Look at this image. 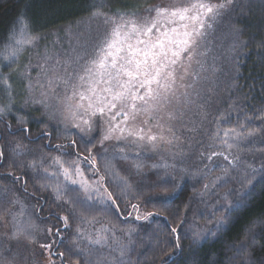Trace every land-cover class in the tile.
Returning <instances> with one entry per match:
<instances>
[{
    "label": "trees",
    "instance_id": "16d2710c",
    "mask_svg": "<svg viewBox=\"0 0 264 264\" xmlns=\"http://www.w3.org/2000/svg\"><path fill=\"white\" fill-rule=\"evenodd\" d=\"M169 1L0 0V51L13 31L19 33L22 21L47 52L56 45L72 46L75 31L92 34L86 23L96 18L92 13L97 8L108 15L118 10L140 13L144 5ZM207 23L211 27L189 74L177 81L171 103L137 115L151 125L155 119L161 123L164 136L155 141L138 143L129 137L100 143L106 117H93L92 130L81 133L70 114L30 93L26 80L20 79L28 55L23 56L24 65L0 60V105L11 103L0 115V220L10 227L13 214L26 206L28 217L47 232L54 264H161V257L171 252L178 253L172 264H264V172L254 174L249 167L264 166V0H231ZM64 32L65 41L59 37ZM53 33L58 35L49 38ZM233 129L241 135L229 131L225 136ZM57 157L61 164L53 163ZM78 160L95 172L86 171L84 177L100 179L104 192L111 194L109 204L85 197L72 184ZM62 168L69 169L71 180H64ZM249 180L253 184L245 206L228 214L226 206L248 191ZM165 191L170 195H162ZM147 212L160 214L137 219ZM59 217H68V227ZM221 217H227V224L217 228ZM98 236L107 240L89 242L88 237ZM21 240L27 247L40 245ZM7 248L12 253L10 243L4 250L0 246V264H16L13 255L4 253Z\"/></svg>",
    "mask_w": 264,
    "mask_h": 264
},
{
    "label": "snow or ice",
    "instance_id": "6c2138e0",
    "mask_svg": "<svg viewBox=\"0 0 264 264\" xmlns=\"http://www.w3.org/2000/svg\"><path fill=\"white\" fill-rule=\"evenodd\" d=\"M228 3H231V0L220 4H210L205 0H189L181 7L153 6L148 9L151 15L145 17H138L135 12L119 10L116 15H108L97 8L92 16L102 18L107 30L96 44L93 54L80 66L79 71L74 73L68 71L71 61H64L63 74L54 73L48 79V86L55 91L57 84L62 83L66 89L72 90L71 96L64 97L67 102L65 107L75 122V127L81 133L86 134L92 130L93 117L99 115L103 118L107 114L108 126L104 130L100 143L112 138L120 140L124 138L126 131L129 135H135L141 140L155 141L157 137L145 136L143 128L133 132L126 126L130 121L135 120L138 114L158 112L171 103V99L176 96L177 81H183L189 74L188 70L205 37L206 28L211 27L207 20H215L220 15V10L226 8ZM22 25L18 34L15 31L12 32L9 37L10 43L4 46L3 51H0V60L13 62L19 57L25 45H32L38 39L37 36L28 32L26 23L22 21ZM154 32L155 36H153ZM47 59L51 57H46V61ZM56 63L59 64L61 61L57 60ZM196 63L200 62L197 60ZM3 83L11 87L7 77H3ZM101 85L104 87H100ZM28 88L31 90V82ZM184 95L187 96V93L185 92ZM10 108L11 103L7 106L0 105V115ZM169 116L174 118L171 113ZM229 131L237 137L241 135L233 129L225 131V136L229 134ZM253 134V132L247 133L249 136ZM75 143L72 141V144L75 145ZM223 143L228 148L233 147L227 140ZM16 147L18 152L23 150V146L19 143ZM57 147L62 146L57 145ZM215 155H223V153L213 152L212 156ZM3 157L4 153L0 152V159ZM85 159L87 160L88 157ZM53 163L61 164L62 162L57 157L54 158ZM230 163L233 162L230 161ZM31 166L35 167V162ZM249 167L254 174L264 172V166L260 169L251 165ZM44 172L47 173L48 170L44 169ZM75 173L82 175L78 167L75 168ZM63 174L66 178H71L68 168L63 169ZM16 179L20 178L16 177ZM72 183L75 184L77 181L73 180ZM80 183L86 186L83 180ZM252 184L253 182L249 180L248 191L241 193L237 200L228 203L226 206L228 214L245 206V199L251 195ZM55 190L57 199H61L60 186L57 185ZM162 195H170V193L165 191ZM107 198L112 200L111 194ZM13 203H19V201H13ZM132 207L135 209L137 206ZM159 214V212H147L143 216H137V219L148 220L153 215ZM17 215L12 216L13 230L10 239L19 241L24 238L29 242L34 241L35 237L30 231L33 225L19 221ZM59 219L64 221L65 227H68V217H59ZM226 224L227 217H221L216 227L222 228ZM171 231L176 233L177 229L172 228ZM48 232L53 234L52 229H48ZM55 234H59V229H56ZM88 239L91 244H101L107 240V237L98 236L96 239L88 237ZM42 247L50 248L51 245H42ZM175 247L177 250L181 248L178 237ZM120 254L123 256L124 251L121 250ZM177 254V252L165 253L161 257V264H172V257Z\"/></svg>",
    "mask_w": 264,
    "mask_h": 264
},
{
    "label": "rangeland",
    "instance_id": "374dc122",
    "mask_svg": "<svg viewBox=\"0 0 264 264\" xmlns=\"http://www.w3.org/2000/svg\"><path fill=\"white\" fill-rule=\"evenodd\" d=\"M188 0H171L166 5L160 6V7H181L187 4ZM207 2V0H206ZM219 0H211L210 4H218ZM159 4H150L144 8H139L140 13L137 11H134L138 17H145L151 15L148 12V9L153 6H158ZM144 9V11H142ZM146 10V11H145ZM88 28H93L89 29ZM86 29L88 31L93 30L91 32L95 34H89L88 36L84 35L86 31H84V34L79 33V31H75V35H72L73 38V45L68 46L66 45H56L52 46L51 51H43L36 41L33 42L32 45H25L23 51L20 52L19 57L13 61L15 64H25V61L23 56L27 55L30 58V61L24 66V70L26 72H23L20 74V79H25L27 86L29 82L32 84L31 90L29 92L33 94H36L38 96L46 97L49 100L50 104H57L58 111L62 112L63 114H67L68 111L66 110V101L64 100V97L71 96L72 90L70 88H65V86L60 83L57 84L55 87V91H52L48 86V79L53 76L54 73L56 74H63L64 70V61L68 60L71 61V63L68 65V71L69 72H76L79 71V68L81 65H83L86 60L93 54L96 42L98 39L101 38V36L104 34V32L107 30L106 26L103 23L102 18H93L89 20L86 23ZM83 32V31H82ZM90 33V32H88ZM156 34L155 32L153 35ZM58 34L53 33L50 37L56 36ZM63 35V36H62ZM59 37H62V40H66V32L62 34ZM71 36V33L67 34V38ZM97 38V39H96ZM65 39V40H64ZM57 40V39H56ZM71 40V39H69ZM68 42V41H67ZM90 46V47H89ZM53 48H57L53 51ZM46 57H51V59H47ZM79 57V59H77ZM59 60L61 63L57 64L56 61ZM18 67V66H17ZM22 68V66H21ZM14 71H16V65L13 68ZM21 71V70H20ZM17 71V72H20ZM74 79V78H73ZM100 87H104V85H101ZM50 111V110H49ZM69 114V113H68ZM139 115V114H138ZM105 117L107 118V114H105ZM141 118V119H137ZM158 119H155V121H152L154 124H150L147 120V117L145 118L142 116H137L135 120L130 121L129 125L126 127L130 128L133 132L137 131L140 128L145 129L144 135H155L158 138L161 139V137L164 136V133L162 131L163 127L161 123L158 121ZM78 122V121H77ZM75 123V122H74ZM165 131V130H164ZM133 138L135 140H138V143L143 142L141 139H139L135 135H129L126 131L124 133V138L120 139L123 141L127 138ZM111 140V139H110ZM112 140H117L115 138H112ZM119 141V140H118ZM78 167L80 169V172L82 175H77L75 173V168ZM73 180L77 181V183H72L76 188L80 190V192L87 198H98L100 202L109 204L110 200L107 198L108 195L106 192H104L103 187L100 183V179L96 178L94 181H89L86 179L83 175V173H86V171L91 172L92 175H95V172L93 169H91L87 164H85L82 160H78L77 163L73 166ZM63 171V168H62ZM64 180H71L66 178L64 175L62 176ZM84 181L86 183V186L81 185V181ZM72 182V180H71ZM28 208L25 206L24 208L19 209V221L25 223V224H32L33 228L30 230L31 234L35 237L34 240L40 242V245L36 246H30L27 247L26 244L23 245L21 243V239L19 241L10 239L11 233L13 228L10 225V227L7 225L5 221L0 220V246L3 247V250L5 247L9 246V243L11 245L12 253L7 248L5 249L4 253L6 255H13V257L16 259V264H54L51 261V253L49 254V251H51L50 248L42 247V245H48L46 242L47 232L42 229V226L40 224H36L33 219L28 217ZM0 219H2L0 217ZM49 240V239H48ZM37 242V243H38ZM50 244V243H49ZM51 245V244H50ZM44 251H47L44 253ZM46 254V255H44ZM8 263V261H7Z\"/></svg>",
    "mask_w": 264,
    "mask_h": 264
}]
</instances>
